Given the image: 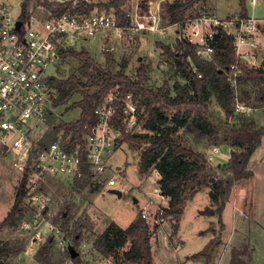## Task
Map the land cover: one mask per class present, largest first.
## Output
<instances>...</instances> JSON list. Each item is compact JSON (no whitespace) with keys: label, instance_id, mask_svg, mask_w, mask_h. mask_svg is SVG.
I'll list each match as a JSON object with an SVG mask.
<instances>
[{"label":"trees","instance_id":"1","mask_svg":"<svg viewBox=\"0 0 264 264\" xmlns=\"http://www.w3.org/2000/svg\"><path fill=\"white\" fill-rule=\"evenodd\" d=\"M123 0H99L96 6L100 9H113L120 26H129L131 17L122 8ZM140 3L142 9L147 6ZM240 15L247 16L246 0H237ZM206 0H171L164 5V14L168 24L172 25L185 18L198 8H202ZM51 0H21L20 18L29 17L32 10L43 5L56 12L86 11L93 4L82 3L71 8L67 3L54 5ZM54 8V9H53ZM110 13V12H109ZM162 52L172 59L171 66L175 73L185 79L183 83L175 81L169 85L164 81L157 87L147 84L146 67L139 65L137 76L131 77L124 72V66L113 71V59L109 51H105V63L100 64L87 50L74 46L61 48L63 57L78 60V67L65 77L49 76L48 83L54 91V105H66V109L78 107L79 117L74 121H61L56 131L64 130V135H71L70 145L80 140L85 124L96 121L94 110L102 104L111 92L119 95L132 93L138 108L143 111V128L145 131H125L122 119L124 114L120 106L115 124L121 129L119 143L127 141L140 148L138 170L145 173L154 171L155 185L166 198V205L158 216H172L173 233L178 231L179 219L183 213L187 198L197 188L208 186L212 206L201 211L203 214H216L221 221L226 201L229 199L236 181L249 177V159L256 147L261 144L264 127L259 126L252 115L234 111L232 88L227 80L228 66L236 63L239 69V100L252 108L264 103V60L259 66H249L240 61L235 54L233 38L224 32L215 36L214 51L210 59L200 57L193 44L177 39L173 46L158 42ZM196 69V72L194 71ZM198 73L201 77H198ZM212 104H216L223 115L222 124L216 122ZM140 119V120H141ZM206 140L212 146L227 145L229 157L222 165L221 173L214 174L215 165L203 151L195 148V144ZM26 178L23 176L17 187L11 208L0 221V231L11 226L16 219L28 211L23 198ZM87 180L76 181L79 189L86 186ZM73 204H67L60 212L63 219L61 231L69 238L68 232L72 218ZM80 223V222H75ZM72 224L74 253L69 255L74 264H84L77 250L81 230L84 224ZM158 223L150 227L140 212L126 227L109 222L101 233L93 240V247L104 258L115 264H155L151 250L152 232ZM55 240L47 238L37 247L33 254L38 264H58L53 258ZM25 249L22 238L0 240V264H9L13 256ZM244 249L233 248L231 264H244L239 254ZM73 253V254H72ZM207 254V248L192 254L199 258Z\"/></svg>","mask_w":264,"mask_h":264},{"label":"rangeland","instance_id":"2","mask_svg":"<svg viewBox=\"0 0 264 264\" xmlns=\"http://www.w3.org/2000/svg\"><path fill=\"white\" fill-rule=\"evenodd\" d=\"M20 1L7 0V4L12 6V15L14 16L20 12ZM168 1L144 0L143 2L147 7L142 9L140 6L142 0H123L121 8L129 14L131 23L129 26H126L127 29L122 32L120 37L114 36L105 40L103 32L98 31L94 36L77 42L74 48L77 50L84 48L95 60L103 65L105 63L104 52L109 51L113 59V71L116 72L124 66V72L134 78L137 76L139 65H144L147 70V84L152 87H157L164 81H168L169 85H173L175 81L183 83L185 79L174 72L171 66L172 59L162 52L163 49L158 44L161 41L173 46L176 40L180 39L181 35L177 25L168 24L167 20L162 17L164 5ZM245 7L247 16L264 19V0H255L254 2L246 0ZM239 9L237 0H206L202 8H198L192 14L212 13L220 18H227L230 16H241ZM34 10H32L31 14H33ZM107 11L117 20L113 9H108ZM260 24L258 23L259 28ZM155 27L157 29H154ZM161 31H164V33ZM261 31L257 35L261 43L254 49V58H248L247 60H264V54L261 53L264 47V29H261ZM104 42H106V45H109V49L102 48ZM261 57L262 59H260ZM55 62L47 67L49 76L65 77L78 67V60L72 57L60 55ZM248 65L252 66L250 63ZM66 107V105H58L52 109L54 115L51 123L49 121V125L55 124L57 126L61 121H74L79 117L80 109L78 107L70 109H66ZM211 110L214 113L216 122L222 124L223 115L221 110L218 109L216 104H212ZM247 114L252 115L257 123L264 125V114L261 110L255 111L252 109ZM145 130L143 128V119H141L134 131ZM50 138L51 136L48 139ZM214 147L218 149V153L211 154L210 151ZM195 148L203 151L208 156L212 155L211 162L215 165L214 174L219 175L222 165L227 162L230 148L227 145L212 146L206 140L195 144ZM140 150V148L124 141L119 143L112 154H110L108 164L111 168H121L120 172L114 174L116 184L113 187H102V185L94 187V185L88 186L86 184V186L79 189L75 185L76 181L74 182L70 179L58 177L48 180L44 189L53 202L43 211V217H40L42 221L29 222L35 223L36 227L24 228V220L29 221L34 218L33 212L28 210V212H24L21 217L16 219L13 225L5 227L0 231L1 241L17 237L22 238L24 241V251L11 257L12 264H33V262L36 264L31 255L32 251L27 250L30 247H33L35 250L42 243L38 240L34 241L33 236L36 232H40L43 240L50 235L53 237L55 240L53 258L58 264H73V260L68 253L73 248L71 238L75 230L73 228L76 224L75 222L84 224V228H86V231L81 230L82 235L79 239V241L84 239L86 243L84 248L90 253L86 262L103 264L102 258L104 257L97 250L95 252L91 249L92 239L101 233L109 222H114L120 227H126L134 220L144 206L147 208L148 214L152 216L156 205L161 204V201L164 203L161 197H158L156 194L159 189L155 186L154 171L148 170L145 173H140L138 170ZM251 166L254 167V161L253 164L251 162ZM22 176L23 173L12 167L8 162V158L4 156L0 141V221L11 208L17 187L23 178ZM252 181L257 186V192L259 191V223L264 229V168H259ZM111 189H118L121 195L110 192ZM209 189L208 186L197 188L187 198L183 213L179 219L178 232L176 234L172 231L174 223L172 216L165 217L158 224L157 229L152 232L150 242L155 264H205V258L191 259L189 256L202 250L209 242L213 243L215 250H217L215 253L213 252V257L220 256L223 249L225 250V240L230 232L231 222H235L239 215L233 217L232 200H230L225 211L222 212L221 221L216 214L201 213L206 207L212 206ZM67 204H73L71 209L72 218L68 230L70 233L69 238L61 231L63 219L59 216ZM36 218H39L38 215ZM45 219L48 222H45ZM222 222L225 223L224 226ZM149 225L152 227L153 223L150 221ZM248 233V236L252 234L259 241V251L264 254V239L261 237L264 236V230L251 226L248 229ZM66 237L71 241L70 243ZM219 238L221 239L219 241L221 242L220 244L217 242ZM237 248L244 249L241 246ZM227 256L225 257L222 254L219 264H227ZM107 261V264H114L110 259Z\"/></svg>","mask_w":264,"mask_h":264},{"label":"built area","instance_id":"3","mask_svg":"<svg viewBox=\"0 0 264 264\" xmlns=\"http://www.w3.org/2000/svg\"><path fill=\"white\" fill-rule=\"evenodd\" d=\"M51 1L54 5L67 3L73 9L82 3L93 4V7L89 12H56L38 5L33 14L22 19L20 12L12 15V6L7 0H0V141L10 165L26 178L23 201L34 216L29 221L24 220L26 229L36 227L29 222L42 221L43 211L53 202L44 189L50 179L87 180L88 186L113 187L114 174L121 168H111L108 157L119 145L117 138L121 129L115 121L120 106L125 131H134L143 115L132 93L119 95L111 91L95 108L96 121L84 125L80 140L74 144L70 145V134L64 135V130L56 131L55 124L49 125L55 105L47 67L60 57L59 50L74 46L98 31H102L107 40L120 37L127 29L108 11L96 6L99 0ZM258 23L264 21L250 16L220 18L212 13H191L172 25L178 26L180 39L193 44L197 54L205 59L212 56L218 32L232 36L236 56L247 64V58L255 55L254 49L259 44L256 40L260 32ZM105 43L102 48L109 49ZM239 74L236 63L228 66L227 80L232 88L234 111L247 114L252 107L239 100ZM197 75L201 77L200 73ZM212 151L217 153L218 149L214 147ZM208 159L212 160V155ZM156 194L164 203L156 205L154 214L150 216L145 206L140 210V215L153 224L165 219L158 214L166 205V198L160 189ZM33 239L44 241L40 232H36Z\"/></svg>","mask_w":264,"mask_h":264},{"label":"crops","instance_id":"4","mask_svg":"<svg viewBox=\"0 0 264 264\" xmlns=\"http://www.w3.org/2000/svg\"><path fill=\"white\" fill-rule=\"evenodd\" d=\"M260 20L264 21V19H260ZM260 25H261L260 26V31H261V29H264V23L260 24ZM263 36H264V34H263ZM256 40L258 42L260 41L258 36H256ZM260 43H261V41L259 42V44ZM261 53L264 54V47L262 48ZM248 58H254V57L251 56ZM260 59H262V57ZM246 61H247V64L250 63L253 66H257V65L259 66L263 62V60H246ZM252 109L255 111L261 110L262 113L264 114V103L258 104ZM257 124L259 126L264 127V125H261V123H257ZM210 152H211V154H215L212 152V150ZM228 157H229V155H228ZM253 161H254V167L251 166V162L253 164ZM259 168H264V135L261 139V144L254 149V151L252 152L250 159H249L248 169L252 172V174L249 177L242 178V179L235 182L233 189H232V192H231V195L225 203L223 212L225 211L230 200H232L233 217L239 215V216H237L235 222H231V229H230L229 234L226 236L227 238L225 240V244H226L225 250L223 249L220 256L213 257V255H212L213 252L215 253L217 250H215V245H213V243L209 242L202 250H200V251H203L206 248L208 249L206 255L199 257V258H205L206 259L205 264H215L216 261H217L216 264H219V261L222 257V254H224L225 257L228 255L226 261H227V264H231L233 246H235V248H237L238 246H241L242 248H244L243 252H241L239 254V258L241 260H244V264H264V254L261 251H259V249H260L259 241L256 240L252 234L249 235V236H251L250 238L248 236V234H249L248 229L251 226L252 227L255 226V228H257L259 230H264L262 225L259 223V212H258L259 211V204H260L259 199H258L259 191L257 192V186L255 185L254 181H252V179L256 176V172L259 170ZM155 186L157 188V185H155ZM93 189H95V188H93ZM135 200L137 201V199H135ZM224 224L225 223L222 222L223 226H224ZM83 230L86 231V228H84ZM240 230H242L243 232ZM261 237L264 239V236H261ZM94 238L92 239V242H91V249L96 252V249L93 248ZM66 239H68V238L66 237ZM66 239H64V240H66ZM220 240L221 239L219 238L217 240V242H219ZM68 242L70 243L71 241L68 239ZM220 243L221 242H219V244ZM85 244L86 243H85L84 239H82L79 241V245H78L80 247L79 248V250L81 251L80 255L82 256L84 264H95L92 262H86V259L90 253L88 252V250L86 251V248H84ZM37 247L35 248V250L37 249ZM27 250L32 251L31 255L33 257V254L35 252L33 247H30V249H27ZM200 251H198V252H200ZM224 251H225V253H224ZM226 251H227V254H226ZM191 255L189 256V258L195 259V258L191 257ZM11 259H10L9 264H12ZM102 260H103V264H107V262H108L107 260H109V259L102 258ZM35 263L37 264L36 261H35ZM33 264H34V262H33Z\"/></svg>","mask_w":264,"mask_h":264},{"label":"water","instance_id":"5","mask_svg":"<svg viewBox=\"0 0 264 264\" xmlns=\"http://www.w3.org/2000/svg\"><path fill=\"white\" fill-rule=\"evenodd\" d=\"M20 24V20H18L16 22V25L18 26ZM110 192H113V193H117L118 195H121V192L118 190V189H111ZM72 250V252L74 251L73 249H70V251ZM74 253V252H73ZM72 253V254H73Z\"/></svg>","mask_w":264,"mask_h":264}]
</instances>
